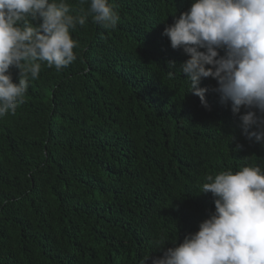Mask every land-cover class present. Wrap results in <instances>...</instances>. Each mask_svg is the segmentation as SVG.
Masks as SVG:
<instances>
[{"label":"trees","instance_id":"16d2710c","mask_svg":"<svg viewBox=\"0 0 264 264\" xmlns=\"http://www.w3.org/2000/svg\"><path fill=\"white\" fill-rule=\"evenodd\" d=\"M109 3L116 26L88 16L70 29L77 59L59 71L38 61L23 101L0 117V264H141L214 211L199 193L206 175L264 168V142L241 134L215 80L201 81L207 109L188 92L187 57L162 35L191 0Z\"/></svg>","mask_w":264,"mask_h":264},{"label":"clouds","instance_id":"9594fccd","mask_svg":"<svg viewBox=\"0 0 264 264\" xmlns=\"http://www.w3.org/2000/svg\"><path fill=\"white\" fill-rule=\"evenodd\" d=\"M79 4L80 15L73 16L67 0H0V117L23 101L29 78H38V61L59 71L77 59L70 29L84 26L88 16L105 29L120 19L109 0ZM173 17L162 35L187 57L179 71L188 92L207 109L209 89L201 81L215 80L212 91L239 114L241 134L264 142V0H191ZM168 67L175 69V62ZM11 68L18 69L16 82ZM204 179L199 193L211 194L214 211L180 243L170 242L173 247L164 249L166 241L158 240L162 255L149 253L141 264H264V168L241 165Z\"/></svg>","mask_w":264,"mask_h":264}]
</instances>
